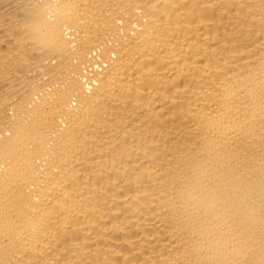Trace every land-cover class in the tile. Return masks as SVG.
Returning a JSON list of instances; mask_svg holds the SVG:
<instances>
[{
  "label": "bare ground",
  "instance_id": "bare-ground-1",
  "mask_svg": "<svg viewBox=\"0 0 264 264\" xmlns=\"http://www.w3.org/2000/svg\"><path fill=\"white\" fill-rule=\"evenodd\" d=\"M0 264H264V0H0Z\"/></svg>",
  "mask_w": 264,
  "mask_h": 264
}]
</instances>
